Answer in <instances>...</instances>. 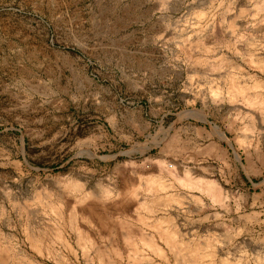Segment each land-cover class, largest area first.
Segmentation results:
<instances>
[{
	"label": "rangeland",
	"instance_id": "rangeland-1",
	"mask_svg": "<svg viewBox=\"0 0 264 264\" xmlns=\"http://www.w3.org/2000/svg\"><path fill=\"white\" fill-rule=\"evenodd\" d=\"M252 95L264 0H0V264H264Z\"/></svg>",
	"mask_w": 264,
	"mask_h": 264
},
{
	"label": "bare ground",
	"instance_id": "bare-ground-1",
	"mask_svg": "<svg viewBox=\"0 0 264 264\" xmlns=\"http://www.w3.org/2000/svg\"><path fill=\"white\" fill-rule=\"evenodd\" d=\"M217 95H218V93H216ZM214 95V96H217V95ZM229 95H230V100H232V101H235V100H237L240 96H242V95H245V92H244V87H242V86H240V85H238L237 83H235L234 81H232L231 83H230V88H229ZM245 99V102H246V104L247 105H250V106H255V105H258V104H260V105H263L264 106V96H262V97H259V96H249V97H245L244 98ZM151 183V186H149L148 185V188L149 187H151L152 189L156 186L159 190H164L165 189V184H163L162 182H156V181H154V180H152V181H150ZM157 184V185H156ZM154 186V187H153ZM155 187V188H156ZM150 188V189H151ZM154 190H156V189H154ZM152 191V190H151ZM174 199H176V200H174ZM173 201H178L177 200V198H173V196L171 197V196H169V197H167L166 198V204L167 203H171V202H173ZM147 206H149V205H147ZM146 206V207H147ZM148 209V208H147ZM159 227V226H158ZM167 233V232H166ZM172 234H175V233H172ZM163 235V234H162ZM161 235V236H162ZM164 235H165V233H164ZM163 235V236H164ZM176 235V234H175ZM166 236V237H165ZM164 236V238H168V242L169 243H171L172 242V235H165ZM174 236V235H173ZM163 238V237H162ZM173 239H175V237L173 238ZM171 240V241H170ZM176 241V240H175ZM174 241V242H175ZM165 242H167V240L165 241ZM167 242V243H168ZM173 242V243H174ZM168 243V244H169ZM175 244V243H174ZM178 243H177V241H176V245H177ZM180 244H178L177 246H179ZM199 246H197V244L194 246L195 247V249L194 250H192V255H193V257H195V258H198V257H200V255H201V248H202V246H201V248H200V244H198ZM169 246V245H168ZM172 246H174L173 244H172ZM190 249V248H189ZM192 249V248H191ZM183 252V251H182ZM191 252V251H190ZM184 253V252H183Z\"/></svg>",
	"mask_w": 264,
	"mask_h": 264
}]
</instances>
